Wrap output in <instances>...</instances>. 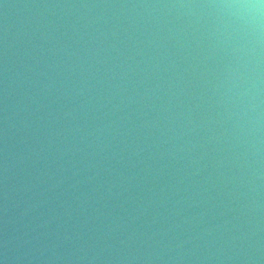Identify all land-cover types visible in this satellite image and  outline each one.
Listing matches in <instances>:
<instances>
[{"label":"water","instance_id":"water-1","mask_svg":"<svg viewBox=\"0 0 264 264\" xmlns=\"http://www.w3.org/2000/svg\"><path fill=\"white\" fill-rule=\"evenodd\" d=\"M0 264H264V2L0 0Z\"/></svg>","mask_w":264,"mask_h":264},{"label":"clouds","instance_id":"clouds-1","mask_svg":"<svg viewBox=\"0 0 264 264\" xmlns=\"http://www.w3.org/2000/svg\"><path fill=\"white\" fill-rule=\"evenodd\" d=\"M262 2H264V0H262Z\"/></svg>","mask_w":264,"mask_h":264}]
</instances>
